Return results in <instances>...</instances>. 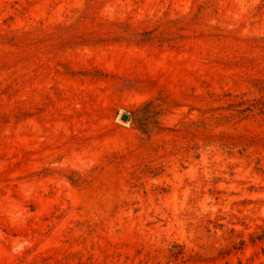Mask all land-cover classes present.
<instances>
[{
	"label": "rangeland",
	"instance_id": "374dc122",
	"mask_svg": "<svg viewBox=\"0 0 264 264\" xmlns=\"http://www.w3.org/2000/svg\"><path fill=\"white\" fill-rule=\"evenodd\" d=\"M0 264H264V0H0Z\"/></svg>",
	"mask_w": 264,
	"mask_h": 264
},
{
	"label": "water",
	"instance_id": "95a60500",
	"mask_svg": "<svg viewBox=\"0 0 264 264\" xmlns=\"http://www.w3.org/2000/svg\"><path fill=\"white\" fill-rule=\"evenodd\" d=\"M120 121H122V122H127V121H128V116H127L126 114H122V115L120 116Z\"/></svg>",
	"mask_w": 264,
	"mask_h": 264
}]
</instances>
